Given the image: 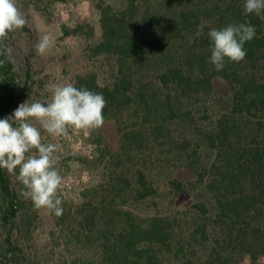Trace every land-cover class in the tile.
I'll return each mask as SVG.
<instances>
[{"label": "trees", "instance_id": "16d2710c", "mask_svg": "<svg viewBox=\"0 0 264 264\" xmlns=\"http://www.w3.org/2000/svg\"><path fill=\"white\" fill-rule=\"evenodd\" d=\"M124 1L118 10L99 7L101 40L93 47L95 55L114 58L112 84L100 85L94 75L79 78L77 88L103 94L105 123L125 130V143L176 145L180 168L195 179L185 185L174 178L172 192L176 203L190 197L193 203L191 209L174 205L170 212L143 215V202L159 195L144 173L123 191H113L115 184L87 191L81 207L85 245L96 248L100 264H264V13L245 14L244 0ZM231 23L254 26L256 35L244 45V61L216 71L208 32ZM0 60L3 119L16 109L17 79L7 56ZM177 125L187 137L176 136ZM203 145L214 156L207 163ZM196 183L205 191L188 187ZM0 193L8 204V246L23 252L12 222L32 202L13 188L4 169ZM18 262L0 255V264Z\"/></svg>", "mask_w": 264, "mask_h": 264}, {"label": "rangeland", "instance_id": "374dc122", "mask_svg": "<svg viewBox=\"0 0 264 264\" xmlns=\"http://www.w3.org/2000/svg\"><path fill=\"white\" fill-rule=\"evenodd\" d=\"M124 2L17 0L28 23L0 43V52L11 49V54L5 55L15 68L16 108L27 100L30 103L36 100L47 102L51 96L47 88L50 83H72L77 87L79 78L95 75L100 85L112 84L114 58L95 55L93 47L101 40L99 7L111 6L118 10L123 8ZM65 31L70 34L66 35ZM45 34L54 38V45L46 55L40 56L36 52V44ZM3 81L0 78V82ZM217 91L221 95L225 93L220 87ZM173 131L177 137L188 136L184 126H173ZM123 132L125 130L121 132L115 122L104 123L98 129L72 130L68 138L52 137L42 130L44 142L57 145L55 166L63 177L59 189L63 212L56 216L49 210L36 209L32 207L33 203L29 204L26 214L22 213L12 222L13 238L23 249V252L15 253L7 243L11 231L5 226L3 215L8 204L0 193V255H6L13 262L20 260L19 264H100L96 248L91 251L84 242L83 235L87 232L82 230L81 207L87 201V191H109L114 184L117 188L113 191H123L128 187L125 184H129V180L137 184L139 173H144L159 191L155 202L149 200L140 206L143 215L155 211L170 212L174 205L180 210L191 209V197L176 203L172 192L177 191L171 185L174 178L184 184L195 179L188 169L180 168L184 163L177 146L163 147L152 141L144 146H133L122 141ZM201 149L205 151L202 157L204 163L214 159L204 145ZM10 176L13 188L20 191L23 185L15 175ZM202 185L196 183L194 188L188 187L194 191H205L201 189ZM169 202L171 205H168ZM30 217L32 224L29 226Z\"/></svg>", "mask_w": 264, "mask_h": 264}, {"label": "clouds", "instance_id": "9594fccd", "mask_svg": "<svg viewBox=\"0 0 264 264\" xmlns=\"http://www.w3.org/2000/svg\"><path fill=\"white\" fill-rule=\"evenodd\" d=\"M243 7L245 14L259 16L264 13V0H244ZM27 23L17 0H0V43ZM255 35V27L244 23L210 29V63L214 69L221 71L226 62L244 61V45ZM53 45L54 38L45 34L36 44V52L44 56ZM5 54L10 55L11 49L0 52ZM47 88L51 93L47 102L27 100L11 116L0 119V169L16 176L23 185L19 195L31 200L36 209L60 216L63 177L55 166L57 145L45 143L42 130L52 137L68 138L72 130L98 129L105 123L103 110L107 101L102 93L77 88L72 83H50Z\"/></svg>", "mask_w": 264, "mask_h": 264}]
</instances>
